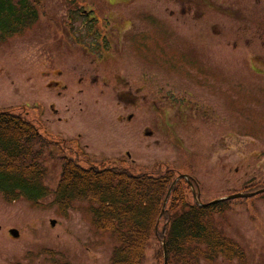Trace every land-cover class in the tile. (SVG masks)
Returning a JSON list of instances; mask_svg holds the SVG:
<instances>
[{
  "label": "rangeland",
  "instance_id": "1",
  "mask_svg": "<svg viewBox=\"0 0 264 264\" xmlns=\"http://www.w3.org/2000/svg\"><path fill=\"white\" fill-rule=\"evenodd\" d=\"M34 1L38 20L0 39V110L28 112L98 165L190 173L203 200L264 186V0ZM92 206L0 193V264H111L117 242ZM215 222L244 259L199 264H264V194L231 200ZM161 245L146 264H165Z\"/></svg>",
  "mask_w": 264,
  "mask_h": 264
},
{
  "label": "trees",
  "instance_id": "2",
  "mask_svg": "<svg viewBox=\"0 0 264 264\" xmlns=\"http://www.w3.org/2000/svg\"><path fill=\"white\" fill-rule=\"evenodd\" d=\"M37 4L34 0H0V39L33 25L39 17ZM27 115L14 109L0 110V193L7 199L39 203L54 193L65 212L74 201L91 202L96 228L111 233L117 242L111 264H146L153 238L162 244V250L164 246L167 264L244 257L240 244L215 222L217 214L229 209L231 200L208 203L211 199L202 196L208 205H200L192 194L191 201L188 182L181 179L173 185L177 172L170 167L136 172L116 163L98 165L85 156L79 141L71 140L72 145L58 141ZM49 153L58 154L61 166L54 189L46 182ZM162 257L165 260V254Z\"/></svg>",
  "mask_w": 264,
  "mask_h": 264
},
{
  "label": "water",
  "instance_id": "3",
  "mask_svg": "<svg viewBox=\"0 0 264 264\" xmlns=\"http://www.w3.org/2000/svg\"><path fill=\"white\" fill-rule=\"evenodd\" d=\"M180 178H187L189 179V176L188 175H180L176 180L175 182L173 183V185L176 183V181ZM173 185L171 186V188L169 189V192L167 194V197L165 199V202H164V207L167 205V201H168V198H169V195L172 191V187ZM192 185V183H191ZM261 192H264V189H261V190H258L256 192H251V193H244V192H238V193H234V194H231L229 196H225V197H222V198H219V199H215V200H212L211 202L209 203H216V202H220V201H225V200H232V199H237V198H248V197H252L258 193H261ZM194 196H195V199L196 201L199 203V204H202L200 202V199H199V196L194 192ZM202 205H208L207 204H202ZM51 224L52 225H55L56 224V220H51ZM10 233L14 236V237H19V231L17 229H11L10 230ZM166 254V253H165ZM165 264H166V256H165Z\"/></svg>",
  "mask_w": 264,
  "mask_h": 264
},
{
  "label": "flooded vegetation",
  "instance_id": "4",
  "mask_svg": "<svg viewBox=\"0 0 264 264\" xmlns=\"http://www.w3.org/2000/svg\"><path fill=\"white\" fill-rule=\"evenodd\" d=\"M53 84H54V86L56 87V88H59V82H57V81H54V82H52ZM51 83V84H52ZM60 90V89H59ZM61 93V91H59V94ZM184 174H187V175H189L190 176V178L189 179H185L187 182H188V185H189V187H190V190H191V192H192V194H193V196H194V192L199 196V197H201L202 198V195L204 194V186L202 185V180L200 181V180H198L197 179V177L196 176H193L192 174H190V173H184ZM179 180H181V179H179ZM191 183H192V185H191ZM245 186H247V185H245ZM262 188H264V187H262ZM261 189V188H260Z\"/></svg>",
  "mask_w": 264,
  "mask_h": 264
}]
</instances>
